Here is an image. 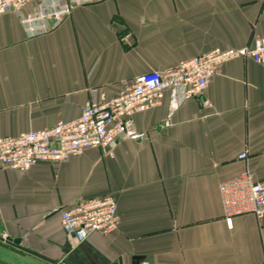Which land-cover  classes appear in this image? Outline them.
Here are the masks:
<instances>
[{
  "label": "crops",
  "instance_id": "obj_1",
  "mask_svg": "<svg viewBox=\"0 0 264 264\" xmlns=\"http://www.w3.org/2000/svg\"><path fill=\"white\" fill-rule=\"evenodd\" d=\"M255 36L264 0H103L35 37L1 14L0 136L75 119L92 88L114 97L137 75ZM204 97L208 106L191 97L169 115L167 94L135 113L146 137L119 140L111 156L0 168V264H264V224L225 219L217 190L246 170L264 177V64L227 61ZM108 193L117 230L81 242L63 231L58 209Z\"/></svg>",
  "mask_w": 264,
  "mask_h": 264
},
{
  "label": "built area",
  "instance_id": "obj_2",
  "mask_svg": "<svg viewBox=\"0 0 264 264\" xmlns=\"http://www.w3.org/2000/svg\"><path fill=\"white\" fill-rule=\"evenodd\" d=\"M103 0H0V15L12 13L19 19L27 37L49 32L76 7ZM127 34L122 35L124 41ZM236 58H250L264 64V37L255 36L242 47H215L180 61L163 71H150L123 85L114 97L98 88L89 90L80 115L57 120L51 127L0 136V168L26 171L37 163L66 161L86 149H101L107 155L121 139L141 140L146 133L135 128L133 115L162 103L168 94V112L173 113L187 98H197L208 106L204 91L221 66ZM169 124V120L165 121ZM245 151L239 157L245 158ZM223 215H253L264 224V177L246 170L217 184ZM63 231L81 242L92 233L108 235L117 230L119 217L111 193L58 209ZM5 239L6 234H0Z\"/></svg>",
  "mask_w": 264,
  "mask_h": 264
},
{
  "label": "water",
  "instance_id": "obj_3",
  "mask_svg": "<svg viewBox=\"0 0 264 264\" xmlns=\"http://www.w3.org/2000/svg\"><path fill=\"white\" fill-rule=\"evenodd\" d=\"M133 259H137V257H133ZM132 264H133V262H132Z\"/></svg>",
  "mask_w": 264,
  "mask_h": 264
}]
</instances>
